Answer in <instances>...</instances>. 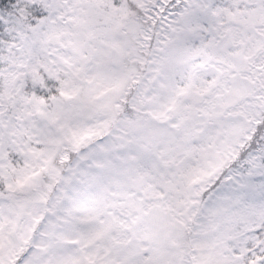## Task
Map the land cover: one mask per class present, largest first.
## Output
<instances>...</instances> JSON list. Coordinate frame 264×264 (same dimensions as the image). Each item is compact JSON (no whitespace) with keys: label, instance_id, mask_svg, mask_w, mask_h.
<instances>
[{"label":"snow or ice","instance_id":"obj_1","mask_svg":"<svg viewBox=\"0 0 264 264\" xmlns=\"http://www.w3.org/2000/svg\"><path fill=\"white\" fill-rule=\"evenodd\" d=\"M0 264H264V0H0Z\"/></svg>","mask_w":264,"mask_h":264}]
</instances>
